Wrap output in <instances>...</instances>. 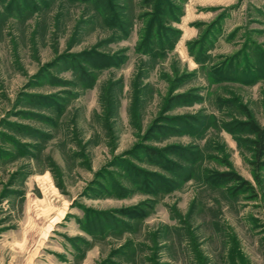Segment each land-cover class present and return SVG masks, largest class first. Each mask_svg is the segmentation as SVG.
I'll return each mask as SVG.
<instances>
[{
    "label": "rangeland",
    "instance_id": "obj_1",
    "mask_svg": "<svg viewBox=\"0 0 264 264\" xmlns=\"http://www.w3.org/2000/svg\"><path fill=\"white\" fill-rule=\"evenodd\" d=\"M250 123L264 0H0V264H264Z\"/></svg>",
    "mask_w": 264,
    "mask_h": 264
},
{
    "label": "trees",
    "instance_id": "obj_2",
    "mask_svg": "<svg viewBox=\"0 0 264 264\" xmlns=\"http://www.w3.org/2000/svg\"><path fill=\"white\" fill-rule=\"evenodd\" d=\"M251 130L256 136V138L252 141L254 144V153H255V164L257 168H261L264 165V127H259L250 123Z\"/></svg>",
    "mask_w": 264,
    "mask_h": 264
}]
</instances>
